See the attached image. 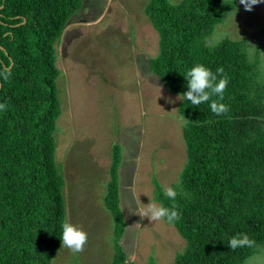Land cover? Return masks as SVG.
Wrapping results in <instances>:
<instances>
[{
  "label": "trees",
  "instance_id": "obj_1",
  "mask_svg": "<svg viewBox=\"0 0 264 264\" xmlns=\"http://www.w3.org/2000/svg\"><path fill=\"white\" fill-rule=\"evenodd\" d=\"M149 0L145 13L157 31L158 52L149 69L171 93L187 91L184 74L195 64L229 77L216 115L210 102L181 100L185 161L177 181L181 219L172 223L184 239L173 264H244L264 245V63L250 39L223 37L218 24L236 9L234 0ZM82 0H0V264H53L66 222L64 177L56 162L54 132L60 115L56 45ZM5 69L11 75L3 78ZM217 99V97H213ZM121 148H113L104 205L113 223L111 264L127 258L120 239ZM177 181L171 184L176 187ZM153 199L171 201L156 177ZM247 234L255 248L232 250L228 240ZM147 264H156L153 257Z\"/></svg>",
  "mask_w": 264,
  "mask_h": 264
},
{
  "label": "rangeland",
  "instance_id": "obj_2",
  "mask_svg": "<svg viewBox=\"0 0 264 264\" xmlns=\"http://www.w3.org/2000/svg\"><path fill=\"white\" fill-rule=\"evenodd\" d=\"M148 1L82 0L56 45L61 112L55 158L65 181L66 222L82 227L88 243L81 253L60 245L53 264H111L113 223L104 196L115 145L121 148L119 199L126 221L120 244L128 260L173 264L185 246L172 224L139 215L156 202L152 178L163 189L171 186L185 161L181 96L149 69L159 36L145 13ZM234 1L236 9L210 42L249 38L264 63V3L247 12ZM244 264H264V245Z\"/></svg>",
  "mask_w": 264,
  "mask_h": 264
},
{
  "label": "clouds",
  "instance_id": "obj_3",
  "mask_svg": "<svg viewBox=\"0 0 264 264\" xmlns=\"http://www.w3.org/2000/svg\"><path fill=\"white\" fill-rule=\"evenodd\" d=\"M264 3V0H239V4L247 12H251L254 6ZM170 6L178 7L174 0H170ZM11 75L10 69H5L3 78L7 80ZM187 81V91H185L180 100L186 99L193 106L210 102V109L216 115L227 113L229 108L221 101L224 98V92L229 83V77L224 72L223 67H218L215 72L204 64H195L184 75ZM217 99H213V97ZM7 105L0 103V111L6 110ZM165 197L171 201V206L167 207L163 204H158L149 201L142 211L139 212L141 218L147 217L150 222L166 221L169 224L181 219L179 204L177 203L178 196H187L184 193L180 182L177 181L176 187L167 186L164 189ZM61 246L69 249L73 253H81L85 250L88 243V233L70 221L64 222L62 225ZM227 246L232 250L238 248H255L256 242L247 234H237L232 236L227 243Z\"/></svg>",
  "mask_w": 264,
  "mask_h": 264
}]
</instances>
